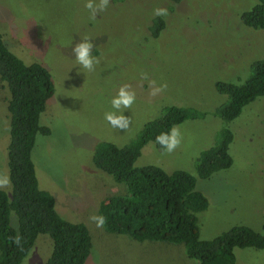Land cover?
Instances as JSON below:
<instances>
[{
	"label": "rangeland",
	"instance_id": "obj_1",
	"mask_svg": "<svg viewBox=\"0 0 264 264\" xmlns=\"http://www.w3.org/2000/svg\"><path fill=\"white\" fill-rule=\"evenodd\" d=\"M87 2L0 0V34L7 46L26 63L44 65L53 78L55 93L41 117L51 134L37 136L33 160L40 187L53 195L59 214L89 229L93 249L87 263L199 264L187 256L182 244L137 242L106 232L92 219L99 217L106 198L127 194L123 184L94 166L97 146L129 145L148 122L173 106L195 109L204 116L176 125L180 143L171 152L147 144L136 166L154 165L196 177L197 190L209 201L208 209L197 214L202 240L215 239L237 226L261 232L264 99L246 106L231 122L216 114L228 101L217 84H243L253 63L264 60V30L249 28L241 20L258 0H108L94 18ZM156 8L167 9L168 14L155 16ZM160 17L165 28L153 36L152 26ZM85 39L96 60L90 71L74 53ZM123 85L129 86L135 100L128 108L113 109L111 100ZM161 85L166 87L152 95V89ZM9 98L0 79V178L9 181L0 190L10 194ZM108 112L123 114L129 126H111L104 118ZM225 129L234 135L233 165L209 179L199 178L197 160L218 143ZM52 248L49 236L40 235L23 264H44ZM235 254L237 264H264V250L236 249Z\"/></svg>",
	"mask_w": 264,
	"mask_h": 264
},
{
	"label": "trees",
	"instance_id": "obj_2",
	"mask_svg": "<svg viewBox=\"0 0 264 264\" xmlns=\"http://www.w3.org/2000/svg\"><path fill=\"white\" fill-rule=\"evenodd\" d=\"M243 24L264 30V0L241 15ZM165 28L163 18L152 26L153 36ZM0 79L10 93L8 113L10 141L7 147L11 193L0 190V264H23L40 235L53 242L44 264H88L93 242L83 223L64 219L56 209L52 194L39 184L33 150L39 134L48 136L50 128L41 124L55 85L50 71L41 63H26L7 46L0 34ZM219 93L228 101L216 111L226 122L238 118L246 106L264 99V60L252 65L243 84L219 82ZM195 109L169 107L165 114L148 122L129 145L119 147L100 143L93 155L94 166L126 187V195L106 198L99 207L103 228L111 234L137 242L182 244L187 256L199 264H237L236 249L264 250V225L261 232L237 226L212 240H202L197 214L209 207L207 197L197 190V179L186 171L166 172L158 166L137 167L143 148L156 136L189 119L202 118ZM234 135L229 129L220 133L218 143L197 160V175L209 179L233 165L230 145ZM13 217L16 223H13Z\"/></svg>",
	"mask_w": 264,
	"mask_h": 264
},
{
	"label": "clouds",
	"instance_id": "obj_3",
	"mask_svg": "<svg viewBox=\"0 0 264 264\" xmlns=\"http://www.w3.org/2000/svg\"><path fill=\"white\" fill-rule=\"evenodd\" d=\"M108 0H100L99 4H94L93 0H88L85 4V7L91 10V15L93 18L96 15L97 10H103L107 6ZM155 16H166L168 14L167 9L165 8H156L153 10ZM92 48L91 43L85 39V41L78 43L74 48L75 58L77 62L87 70H92L96 60L90 55V50ZM150 83H155L154 81ZM166 85H161L160 87H155L152 89L151 94L156 95L162 90ZM128 85H123L120 87L118 94L111 100V105L113 109L120 110L123 108H128L131 106L135 100V94L128 90ZM105 120L110 123L111 126L115 128L126 129L129 126V120L123 114H117L116 112H108L105 114ZM155 142L162 146V148L167 151H173L177 145L180 143V132L178 127L173 126L167 132L159 133ZM9 181L7 177L0 178V185L8 184ZM96 221L97 226H101L104 223V217H92Z\"/></svg>",
	"mask_w": 264,
	"mask_h": 264
}]
</instances>
